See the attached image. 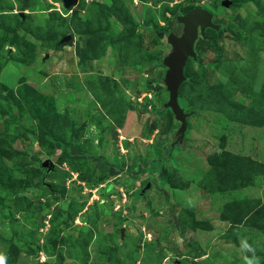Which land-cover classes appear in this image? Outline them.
<instances>
[{"label":"rangeland","instance_id":"obj_1","mask_svg":"<svg viewBox=\"0 0 264 264\" xmlns=\"http://www.w3.org/2000/svg\"><path fill=\"white\" fill-rule=\"evenodd\" d=\"M231 1L0 0V264H264V0ZM195 7L224 27L172 147L166 32Z\"/></svg>","mask_w":264,"mask_h":264},{"label":"water","instance_id":"obj_2","mask_svg":"<svg viewBox=\"0 0 264 264\" xmlns=\"http://www.w3.org/2000/svg\"><path fill=\"white\" fill-rule=\"evenodd\" d=\"M231 0H222V4L229 6ZM176 19L183 25L180 34L169 31L166 35L167 42L171 49L163 58V65L166 67L164 83L169 93V99L164 103V107L170 108L180 126L172 137L171 146H179L183 143L187 129V118L189 113L184 110L179 102V90L181 84L185 81V67L190 58L196 59L195 42L199 34L204 37L208 27L220 29L221 24L213 21V13L203 7H195L186 13H178ZM160 37L165 33L160 32Z\"/></svg>","mask_w":264,"mask_h":264},{"label":"trees","instance_id":"obj_3","mask_svg":"<svg viewBox=\"0 0 264 264\" xmlns=\"http://www.w3.org/2000/svg\"><path fill=\"white\" fill-rule=\"evenodd\" d=\"M177 15V14H176ZM176 15H175V17H176ZM177 20V19H176ZM221 24V23H220ZM223 27H224V24H221V27H220V29H223ZM169 32V31H168ZM168 32H166V33H168ZM167 35V34H166ZM164 66V65H163ZM184 83V82H183ZM182 83V84H183ZM182 84H181V86H182ZM181 86H180V90H179V99H180V93H181ZM180 101V100H179ZM164 108H166V107H164ZM180 149V148H179ZM168 150H169V148H168Z\"/></svg>","mask_w":264,"mask_h":264}]
</instances>
